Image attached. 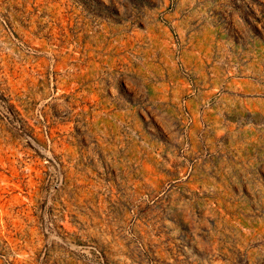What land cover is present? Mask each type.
<instances>
[{
	"label": "rangeland",
	"instance_id": "1",
	"mask_svg": "<svg viewBox=\"0 0 264 264\" xmlns=\"http://www.w3.org/2000/svg\"><path fill=\"white\" fill-rule=\"evenodd\" d=\"M0 264H264V0H0Z\"/></svg>",
	"mask_w": 264,
	"mask_h": 264
}]
</instances>
